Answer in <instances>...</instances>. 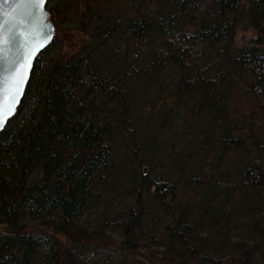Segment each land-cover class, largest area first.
<instances>
[{
  "label": "trees",
  "instance_id": "16d2710c",
  "mask_svg": "<svg viewBox=\"0 0 264 264\" xmlns=\"http://www.w3.org/2000/svg\"><path fill=\"white\" fill-rule=\"evenodd\" d=\"M46 7L86 37L0 132V264H264V0Z\"/></svg>",
  "mask_w": 264,
  "mask_h": 264
},
{
  "label": "water",
  "instance_id": "95a60500",
  "mask_svg": "<svg viewBox=\"0 0 264 264\" xmlns=\"http://www.w3.org/2000/svg\"><path fill=\"white\" fill-rule=\"evenodd\" d=\"M18 2L19 0H0V77L6 74L5 69L9 67V61L17 57L23 58L27 48L32 47L34 43H36L35 33L37 31L42 33L39 36V42L44 43V47L40 48L33 57L32 68L36 58L53 40L54 24L51 20V14L46 7L47 0L43 8V12L47 13V17L42 24L38 22L35 9L17 8L14 11L13 9ZM29 12H31L32 15H28ZM5 20H7V23H5ZM44 35L49 36V39L46 42L44 41ZM5 39L9 41L8 44L4 43ZM18 46L19 51L17 50ZM4 56L7 57V60L3 58ZM11 67H15V65H11ZM31 71L28 76V81ZM27 83L24 87V91ZM22 97L23 95L21 96L20 101ZM20 101L16 106L15 113ZM15 113L9 118V120L15 115ZM3 129L4 128L0 129V132Z\"/></svg>",
  "mask_w": 264,
  "mask_h": 264
},
{
  "label": "snow or ice",
  "instance_id": "6c2138e0",
  "mask_svg": "<svg viewBox=\"0 0 264 264\" xmlns=\"http://www.w3.org/2000/svg\"><path fill=\"white\" fill-rule=\"evenodd\" d=\"M45 3L46 0H19L13 10L15 11L17 8L35 9L38 22L42 24L47 17V13L43 12ZM28 15H32V13L29 12ZM41 34L40 31L35 33L36 43L27 48L23 58L17 57L9 61V67L5 69L6 74L0 77V129L4 128L5 124L9 122V118L15 113L16 106L28 81L29 73L32 70V59L37 51L44 47V43L39 42ZM48 39L49 36L44 35V41L46 42ZM4 43L8 44L9 41L5 39ZM17 50L19 51V46ZM3 58L7 60L6 56ZM11 65H15V67H11Z\"/></svg>",
  "mask_w": 264,
  "mask_h": 264
},
{
  "label": "rangeland",
  "instance_id": "374dc122",
  "mask_svg": "<svg viewBox=\"0 0 264 264\" xmlns=\"http://www.w3.org/2000/svg\"><path fill=\"white\" fill-rule=\"evenodd\" d=\"M253 34V30L250 27L246 25L239 26L234 36L235 46L242 47L249 45ZM85 37L86 36H84L74 27V21L69 16V18L63 20L59 25L54 26L53 40L56 42L55 45L50 48L51 50L48 57L50 58L56 56L58 51L64 53L75 50L76 46ZM88 214L89 213L85 212L82 215L81 224L85 225L87 223L88 217L90 216ZM239 233V231H234L233 234H231L233 236L232 240H236ZM112 238L117 240L119 237L112 235ZM60 239L65 244V239L63 237H60ZM140 251L141 255H138V258L144 260V264H152L154 261H156L155 258L158 256L157 253L159 249L152 246L145 247L144 245V247H140Z\"/></svg>",
  "mask_w": 264,
  "mask_h": 264
}]
</instances>
